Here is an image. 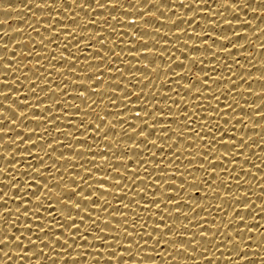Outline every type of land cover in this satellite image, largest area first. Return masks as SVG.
I'll list each match as a JSON object with an SVG mask.
<instances>
[{"label":"snow or ice","instance_id":"obj_1","mask_svg":"<svg viewBox=\"0 0 264 264\" xmlns=\"http://www.w3.org/2000/svg\"><path fill=\"white\" fill-rule=\"evenodd\" d=\"M129 3L26 0L0 33V264H264V67L241 55L264 29L247 0Z\"/></svg>","mask_w":264,"mask_h":264},{"label":"bare ground","instance_id":"obj_2","mask_svg":"<svg viewBox=\"0 0 264 264\" xmlns=\"http://www.w3.org/2000/svg\"><path fill=\"white\" fill-rule=\"evenodd\" d=\"M39 2H42V0H39ZM218 2H219V0H209V4L204 5V7L206 8L205 11L206 12L208 10L213 11L216 8ZM144 3L147 4V0H144ZM231 3L232 4H238L239 0H231ZM247 3L251 7L248 8V7L240 6L237 10L239 13L237 18L242 17V19H243V17H246L247 19H250V20L255 19L252 21V25L253 26L257 25L259 27V29H264V16L258 15L259 13L264 12V9H260V8H264V4H257L256 0H247ZM24 4H26V0H3V2H0V21H4V24L0 25V33H4V32L15 33L17 31L18 26H21V27L26 29L28 24L32 22V21L28 20L31 18V13L27 12V10L24 8ZM125 6L126 7H132L133 4L129 3V0H125ZM28 8L32 12L39 13L41 11L40 9L33 8L32 5H28ZM253 8L256 9L258 14L251 13ZM4 10H7V12ZM147 10L148 11H154V10H156V7L149 5ZM110 11H111V9H110ZM184 13H185V9H180L178 12L179 15H184ZM121 14L127 15V13H123V12H121ZM221 14H223V16ZM136 15H141V13H136ZM168 15L174 16L175 13L169 12ZM188 15H193V14L188 13ZM234 15H236V13H233L230 7L225 6L224 8H221L219 10V12H216V15L214 17H211V18L219 21L222 18L231 19ZM131 18H135V17H131ZM32 19L34 20V19H36V17H33ZM197 19H199V17H197ZM205 19H209V17H205ZM149 22L155 24L154 21H149ZM201 23H202V21H201ZM139 24L141 26H143V21L142 20L139 21ZM233 24L234 25L239 24V22L233 21ZM159 26L163 27L162 25H159ZM105 27H107V26H105ZM126 30L130 33L132 32L131 28H128ZM197 30H199V29H197ZM163 31H166V29H164ZM248 31L249 32L243 33V34L248 36V40L242 41V43H248L249 41H251V44H249L245 49L241 50V55L242 56L251 55L253 57V64L254 65L257 64L260 67H264V50H260V44H261V42H264V31L260 32V36L251 34L250 32L253 31V29L251 27H248ZM33 35H35V33H33ZM15 38H19V35L13 34V35L5 36V37H3V42L11 43V41ZM37 40H38V38H37ZM188 43L191 44L192 41H188ZM209 43H211V41H209ZM237 47H239V46H237ZM244 51H248V52H244ZM57 55H59V50L57 51ZM201 55H203V53H201ZM180 59H182V57ZM184 63L187 64L188 61H184ZM241 64H243L245 68H248V61L247 60L241 59ZM174 67H179V66L174 65ZM176 71L180 72L181 69H176ZM261 71H264V69H259L256 66L252 67V74H255L256 76H259V72H261ZM185 74H187V73H185ZM193 75L198 76L200 74L198 72H196L195 70H193ZM11 78H12L11 76L8 77V79H11ZM53 79H55V77H53ZM161 79H163V77ZM247 86H250L251 88H253L254 91H261L260 87L262 85H261V82H259V81H252V82H250V84L245 85L244 87L246 88ZM41 95H43V94H41ZM258 99L259 98L252 97L249 94V102L250 103L253 101H258ZM253 107H255V105ZM0 109L7 112L9 115H12L14 118V113H12L11 110L5 106V104L0 103ZM37 114H39V113H37ZM0 120H4V124L0 125V126H3V127L9 126L8 121L5 120V118L3 116H0ZM262 123H264V122H262ZM249 126L250 127L253 126L251 121H249ZM173 127L175 128V125H173ZM259 130L260 129L257 128V131H259ZM249 131H251V130H249ZM10 136L12 138H14L15 133L10 134ZM256 138L259 139V137H256ZM2 139H3V137H0V140H2ZM261 143L264 144V141H262ZM99 146L103 147V144L101 143ZM13 147L14 146L11 144H5L4 148L0 149V151H10ZM255 150L257 151L258 155L264 156V153H260L259 149H255ZM0 159H2V158H0ZM132 159H134V158H130V160H132ZM13 160H14V158H10L8 163L13 162ZM97 160L99 161V157H97ZM257 163H259L258 160H257ZM252 171L255 172L256 170L252 169ZM257 175H259L261 177L262 182H264V171L257 173ZM253 179H254L253 183L258 182V181H255V178H253ZM252 199L255 200L256 197L253 196ZM257 203H259V202H257ZM249 222H251V221H249ZM259 223L262 225L259 232H264V220H260ZM253 226L258 227V225H253ZM247 235H251L254 237L253 241L250 242L251 246H253V247H255V244L261 239V237L258 234L256 229H253V233H248ZM0 247H3L4 250H7V246H0ZM259 250H260L262 256H264V247L260 248ZM10 255H11V253H10ZM179 255L181 257L186 258V259H191L189 257H185L184 253H179ZM227 255H229L228 252H217V256H220V257H224ZM12 259H13V261H15L17 258L15 256H13ZM31 259L34 260L35 257H32ZM169 259H171V257H169ZM9 264H12V262L10 261ZM33 264H37V262H33ZM157 264H159V262H157ZM182 264H192V262L191 261L182 262ZM216 264H226V261H224L223 258H221L220 260L216 261ZM255 264H260L259 259H257L255 261Z\"/></svg>","mask_w":264,"mask_h":264}]
</instances>
